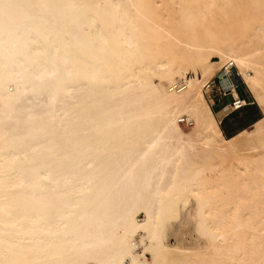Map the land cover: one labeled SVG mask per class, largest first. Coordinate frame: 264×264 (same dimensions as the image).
<instances>
[{"label":"bare ground","instance_id":"obj_1","mask_svg":"<svg viewBox=\"0 0 264 264\" xmlns=\"http://www.w3.org/2000/svg\"><path fill=\"white\" fill-rule=\"evenodd\" d=\"M229 60L262 116L224 137ZM0 264H264V0H0Z\"/></svg>","mask_w":264,"mask_h":264},{"label":"rangeland","instance_id":"obj_2","mask_svg":"<svg viewBox=\"0 0 264 264\" xmlns=\"http://www.w3.org/2000/svg\"><path fill=\"white\" fill-rule=\"evenodd\" d=\"M190 72V71H189ZM217 74V73H216ZM214 75V77L216 76ZM240 76V75H239ZM212 77L211 79H213ZM210 79V80H211ZM237 87V92L242 97V100H247L250 98L251 101H253L252 96H250V93L246 86H244L242 80L238 76L235 75V79L233 80ZM207 101L210 102V98L216 94L215 91L210 93H204ZM218 96H215L214 98L217 99ZM213 98V99H214ZM215 99V100H216ZM224 102L229 101V98L223 99ZM222 100V101H223ZM221 101V103H222ZM220 103V104H221ZM219 104L215 101L211 106V108H214L218 106ZM250 109L238 111L235 113V116L231 119V124L234 126V129H237L241 126H246L251 120V114L257 113L259 116H261V110L260 108L255 104H251ZM179 125L184 128L185 123ZM247 129H251L250 126L247 127ZM196 208V203L194 199L189 196V200L185 205H178L177 207V213L171 214L169 216V219L171 221V229L168 232L167 235V242L166 246H168L171 249H177V248H200L205 249L209 246L210 240L208 238L200 237L196 232L194 231V210ZM138 219L142 218V214H139ZM169 242V243H168ZM146 257L149 259L150 255L146 254Z\"/></svg>","mask_w":264,"mask_h":264},{"label":"built area","instance_id":"obj_3","mask_svg":"<svg viewBox=\"0 0 264 264\" xmlns=\"http://www.w3.org/2000/svg\"><path fill=\"white\" fill-rule=\"evenodd\" d=\"M219 73L223 74V77L226 79L227 83L229 85L230 84H235L234 83V79H235V75L238 76L240 78V76L238 75L236 69H235V65L233 63L232 60L227 61L226 63H224L221 67V70ZM218 73V74H219ZM216 75L213 79L209 80L208 82H206L204 84V90L205 91H209V92H213L215 91L216 94H214L212 96V99L215 96H218L217 98H223L225 96H230L231 100L229 102V105L231 106V112L234 111H238L241 108H243L245 105L244 103H242L241 99L238 97H235L234 95L231 94V91L228 90L229 86H225V84H223V79L222 77H219V75ZM241 80V79H240ZM181 83V82H180ZM178 83L176 85L177 89L182 88L183 86L178 87V85L180 84ZM236 85V84H235ZM181 124L184 123H188L187 119L182 117L181 120L179 121Z\"/></svg>","mask_w":264,"mask_h":264},{"label":"crops","instance_id":"obj_4","mask_svg":"<svg viewBox=\"0 0 264 264\" xmlns=\"http://www.w3.org/2000/svg\"><path fill=\"white\" fill-rule=\"evenodd\" d=\"M226 98H229V101L224 102L223 99H226ZM215 99L216 98L212 99V97H211L210 101H212V102L210 103V105H212L215 101L219 104L218 106H216L214 108H211V109H212V111L214 113L215 118L217 119V121L219 123V127H220L224 137H231V136L235 135L236 133H238V132H240V131H242L244 129H247L248 126L251 127V125L254 122H256L258 119H260L261 116H262L261 107L258 106L255 103L261 110V116H259L257 113H255L253 115L251 114V120H250V122L248 124H246V126H241V127L237 128V129H234V126L230 123L232 117H234L235 113L238 112V111L245 110V112H246V110L251 108L249 106H251V104H253L254 101H251L250 98L247 99V100H243V102L245 103V106L243 108H241L240 110H238V111L231 112L228 109V105H229V102L231 100V97L229 95L225 96L223 98H220V99L219 98H217L216 100ZM241 99H242V97H241ZM221 101H222V103H221Z\"/></svg>","mask_w":264,"mask_h":264}]
</instances>
